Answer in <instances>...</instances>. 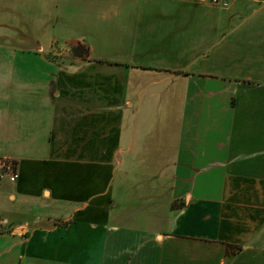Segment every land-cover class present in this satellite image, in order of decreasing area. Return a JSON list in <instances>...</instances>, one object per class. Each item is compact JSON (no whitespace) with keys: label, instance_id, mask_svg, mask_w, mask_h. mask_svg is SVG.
<instances>
[{"label":"crops","instance_id":"1","mask_svg":"<svg viewBox=\"0 0 264 264\" xmlns=\"http://www.w3.org/2000/svg\"><path fill=\"white\" fill-rule=\"evenodd\" d=\"M224 1L0 0V264H264V0Z\"/></svg>","mask_w":264,"mask_h":264},{"label":"built area","instance_id":"2","mask_svg":"<svg viewBox=\"0 0 264 264\" xmlns=\"http://www.w3.org/2000/svg\"><path fill=\"white\" fill-rule=\"evenodd\" d=\"M213 4H221L226 6L224 0H210ZM18 165L17 161L11 156L7 155L0 158V180H6L9 183H15L18 180ZM8 223L4 217L0 215V232L7 231Z\"/></svg>","mask_w":264,"mask_h":264},{"label":"trees","instance_id":"3","mask_svg":"<svg viewBox=\"0 0 264 264\" xmlns=\"http://www.w3.org/2000/svg\"><path fill=\"white\" fill-rule=\"evenodd\" d=\"M70 49L75 58H84L88 53L86 47L80 43L72 44Z\"/></svg>","mask_w":264,"mask_h":264},{"label":"rangeland","instance_id":"4","mask_svg":"<svg viewBox=\"0 0 264 264\" xmlns=\"http://www.w3.org/2000/svg\"><path fill=\"white\" fill-rule=\"evenodd\" d=\"M69 50H70L69 51V57L61 55V56H59V59L62 60V58H67V59L70 58V60H73V55H72L71 49H69Z\"/></svg>","mask_w":264,"mask_h":264}]
</instances>
